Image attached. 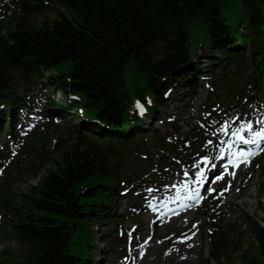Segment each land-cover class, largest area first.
Segmentation results:
<instances>
[{
	"label": "trees",
	"instance_id": "trees-1",
	"mask_svg": "<svg viewBox=\"0 0 264 264\" xmlns=\"http://www.w3.org/2000/svg\"><path fill=\"white\" fill-rule=\"evenodd\" d=\"M48 1V6L40 2L26 6L25 10H41L35 25L26 26L27 17L14 13L6 34L0 33V104L16 97L12 89L19 83L13 70L71 74L68 82L59 83L68 86L74 81L83 91L87 117L81 123L94 122L90 130L108 144L97 143L95 133L78 135L69 152L57 148L58 143L54 150L45 152L44 145L31 152L32 140L23 142L24 148L0 179V237L18 245L0 250V264H94L86 226L97 222L99 215L110 216L105 202L121 176L108 157L120 144L118 139L133 141L120 128L128 122L132 102L144 106L154 101L159 107L170 95L161 90L192 91L207 72L223 83L224 94L238 105L243 99L254 100L246 93L245 73L250 90L264 82V0H238L239 9L235 0ZM58 3L67 15L52 5ZM48 8L56 16L45 15ZM203 44L204 53L195 55L194 46ZM4 122L6 111L0 110V124ZM28 158L33 160L30 169L22 167ZM52 159L57 167L37 186L13 194L16 181L24 174L35 176ZM260 190L263 194L264 186ZM259 207L264 209V202ZM206 226L213 229L207 242L216 264H264V225L248 219L240 234L250 242L244 248L237 245L236 259L226 254L215 221L207 219Z\"/></svg>",
	"mask_w": 264,
	"mask_h": 264
},
{
	"label": "rangeland",
	"instance_id": "rangeland-1",
	"mask_svg": "<svg viewBox=\"0 0 264 264\" xmlns=\"http://www.w3.org/2000/svg\"><path fill=\"white\" fill-rule=\"evenodd\" d=\"M234 2L239 9V1L235 0ZM46 15L51 16L52 13L48 11ZM228 17L229 19H233L232 14H229ZM196 46L197 45H195L194 47L196 48ZM206 91L207 89L205 91L199 90L196 94H192L189 98V101L188 98L185 96V92L181 91L180 96L182 95L183 97V105H181V109H178L180 107L178 104V97L172 99V102L161 111V114L165 113V111H170L174 113L176 112L174 123L177 131H174L169 126L162 128V124L159 123L158 128L160 130V133L164 134L167 131V133H169V139H172L173 141L175 140V138H189L190 136L195 135L196 131L190 130L188 125L195 118V114L198 109H201L204 105L207 104L205 95ZM56 97L59 98V93H56ZM174 108L176 109L174 110ZM250 112L252 117L251 119L248 118V116H243L241 120L238 118L233 120L236 125V129L241 128L242 126H245L248 123H251L253 129L256 130H259L262 126H264V105L258 106L257 109L253 111L251 110ZM38 113L39 112L37 110H31V120H27V125L29 126V128H32L33 120ZM254 117H256L257 119L254 120ZM0 126H2V124H0ZM20 126H22V124ZM22 127L19 128L21 129ZM155 129L156 128L154 127V130ZM46 133H48V136H46L47 142L50 146H52V143L55 137H57L58 133L52 132L50 129ZM242 134L245 136L249 135L247 131H243ZM65 136L66 135L64 133L60 134V137L62 139H64ZM74 139L75 138H70V144H67L66 147L63 146L65 147V149L68 150V152L76 146V141L74 142ZM62 144H66V142L63 140ZM248 146L249 149H251L254 153L251 158L256 157L257 154H264V140H260L258 142V145ZM144 149H147L149 156L143 158H139L138 156H136L135 158H130L129 161L125 162V164H127L126 170L122 168H120L119 170L121 172H126V174H129L133 178L139 177L140 180L146 179L141 173V169H149L150 167H152L151 163L157 162V156H155V150H153L151 144L148 143ZM197 162H194L193 165H195ZM31 166V164H27L26 169H30ZM56 167L57 166L55 165L54 159L47 160L46 162H44L43 167L40 170V175H36L33 178L31 174H28L27 177L24 174L23 180H21L16 187H13V190H18V192L15 193L28 192L31 187L37 186L39 184L40 178L42 176H44L51 170L53 171ZM240 170H246V166H241ZM247 170L243 172L245 177V173L247 172ZM251 174L252 177L250 178H248V176L247 178L243 176L239 178L231 174V179L226 182L222 189L219 188L220 185H216L214 187L216 194L212 196L211 200V195H207L208 191L206 193L204 192L200 196V199L201 197L203 199H209V201H204L207 202L206 211L211 214V217L216 221L218 227L221 228L224 235L228 236L230 248H232L235 245L236 241L240 239L241 247L247 246V244L250 242L247 237L242 238L241 235L237 234L238 231H242L244 229V218L252 217V219L257 221L264 218V211L261 209H256L258 200L262 202L258 197L257 187L261 181H264V177L259 175L258 171L248 172V175L251 176ZM212 180L213 179H211L210 181ZM166 184L167 183H164L163 185ZM153 186L154 188L157 187V185L155 184H153ZM230 190L231 192H233V194H228ZM197 192L198 188H196L193 197L197 194ZM247 193L248 196L246 197V199H244V201L239 204L242 197ZM225 196L229 197L228 203L227 201L224 202L227 203V205L232 202L238 204H236V206H226L222 202V199ZM128 199L130 202L136 201V198L133 195L130 196ZM138 199V203L143 200L142 198ZM198 201L200 202L199 198L195 200V202ZM117 210L123 214L127 213L125 212V205L123 202L118 204ZM163 212L165 213V211ZM182 212V215H176L169 222H167V218L161 221V223L164 221V224H160L159 222L158 227L160 229L155 231L157 234H155L154 236L151 235L150 230L148 233V229L147 227H144L142 219H139L140 217L136 218L135 221L132 220V222L130 220L131 217L124 218L123 220L119 221L118 227L116 228L112 220L104 221L106 219L101 218L97 223V227L99 230H96L93 227V223L91 224V227H89V231L92 235L90 240L92 241V243H95L98 247L102 248V241L105 240V237L100 235L101 232H106L112 235L114 242L110 247H112L115 251H120L119 253L116 252L114 258L109 261L110 263L114 264L117 263L118 260L123 262L124 264L128 263L131 258L133 260V264H207L204 262V259H206V248L205 246H203L205 243V237L204 234L201 233V231L205 233L207 229H209L204 227L203 224L206 218V216L204 215L205 213L192 206H190V210L184 209L182 210ZM120 213L119 216H121ZM165 214L168 217L171 213ZM138 225L139 228H137ZM134 229L139 232V241H134L138 236L137 232L133 233ZM97 237H99V240H97ZM142 240L144 242L147 240V242L142 243ZM135 243H138L141 247L150 250V253L148 254L141 252V254H139V257L136 258L133 255L134 253L132 248ZM238 246L234 248L237 249ZM4 247H11V249H17L18 245L12 241H2L0 239V250ZM191 251H193V253H191ZM237 254H239L238 249L233 250L232 248L227 252V255L231 259H236ZM110 256L111 252H105V254H103V258L105 259V261L106 259H109Z\"/></svg>",
	"mask_w": 264,
	"mask_h": 264
},
{
	"label": "bare ground",
	"instance_id": "bare-ground-1",
	"mask_svg": "<svg viewBox=\"0 0 264 264\" xmlns=\"http://www.w3.org/2000/svg\"><path fill=\"white\" fill-rule=\"evenodd\" d=\"M68 75L71 76V74H68ZM68 75H66L64 77L61 76L60 77V80H63V81L65 80L66 82H68L70 80V77ZM245 75H246V73H245ZM121 82L125 83L122 80H121ZM57 84L58 83H55V85H57ZM169 91H170L169 88L166 91L165 90H161L162 95H169ZM82 93H83V91H81L78 88H76L74 81L69 82V84H68V101H67V103L65 105L66 108L69 111H74L73 110L74 107L80 106L83 103V99H82L83 94ZM73 96H77V97L74 98V99H72ZM170 97H171V95H169L167 97V99L170 98ZM13 103H14V101H11L9 103L4 104L3 110L4 111L10 110V107L12 106ZM8 114H10V115L13 114L14 116H20L19 111L18 110H15V109L12 110V111H10ZM23 114H24V112H23ZM13 118H11V117L6 118V122H9V123H4L6 126H8V127H6V129L4 130V133L2 135L3 139H5V140H6L7 136H8V134L11 132V129H16V128H13L12 127L13 123L15 122V121H13ZM140 123L141 122H138V123H136V125H139ZM7 124H10V125H7ZM12 131H15V130H12ZM127 132H131V129H129V131L127 130ZM46 136H47V133H45L44 134V137H42V138L39 135L36 136V140H34V141H32L30 143V145H31L30 147L32 148L31 152H35V150H40L41 148H43V146L46 144V141H47ZM168 147H170V146H163V145L160 144V148H168ZM54 162H55V165L57 166V164H56L57 161L54 160ZM213 169H220V163H219V161L216 162L215 164H213V166L211 167V170H213ZM230 193L233 194V192H231V190L229 191L228 194H230ZM227 196H225L222 199V202L223 203L226 202V201L228 203L229 197H227ZM247 196H248V193L242 197V199L239 202V204L242 203L244 201V199H246ZM227 203H224V204L226 206H236V204H238V203L232 202V203H229L227 205ZM163 209H164L165 213H171L172 214L175 211V207L171 203L164 204L163 205ZM155 212L156 211H153L152 208L149 207V208H147L146 213L140 215L141 216V219L143 221L144 227H146L149 224L153 228H157L156 222L159 219V216H157V214ZM142 243H146V241L144 242L142 240ZM132 248H133V253H134L133 255L136 258L139 257V254H141V252L148 253V254L150 253V250L141 247L139 244L133 245ZM79 250H81V249H79ZM191 253H193V251H191ZM130 262H131V260H130Z\"/></svg>",
	"mask_w": 264,
	"mask_h": 264
},
{
	"label": "snow or ice",
	"instance_id": "snow-or-ice-1",
	"mask_svg": "<svg viewBox=\"0 0 264 264\" xmlns=\"http://www.w3.org/2000/svg\"><path fill=\"white\" fill-rule=\"evenodd\" d=\"M137 107L140 108L141 114H143L144 109L143 106L139 104V102H137ZM243 131H247L249 135H243ZM232 134L237 137L241 145H258V142L260 140H264V126H262L259 130H256L253 129L251 123H248L247 125L242 126L241 128H237L235 131H233ZM253 154L254 153L251 149H245L243 147L238 149L237 153L235 154L238 157L235 166L238 167L239 164L243 162H250L251 156ZM220 178L221 177H217V179Z\"/></svg>",
	"mask_w": 264,
	"mask_h": 264
}]
</instances>
